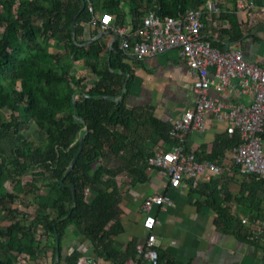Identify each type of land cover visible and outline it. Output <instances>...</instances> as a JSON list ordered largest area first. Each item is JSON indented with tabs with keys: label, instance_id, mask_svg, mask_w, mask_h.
<instances>
[{
	"label": "trees",
	"instance_id": "16d2710c",
	"mask_svg": "<svg viewBox=\"0 0 264 264\" xmlns=\"http://www.w3.org/2000/svg\"><path fill=\"white\" fill-rule=\"evenodd\" d=\"M238 1L0 0V264H55L57 237L58 264H80L83 253L78 247L70 252L65 249L64 238L71 231L79 237V245L89 240L95 254L111 256L114 236L122 230L119 170L129 167L132 175L137 172L141 181L146 179L139 171V161L133 160H142L144 154V149L134 147L135 138L154 137L169 143L166 151L177 144L170 134L171 125L156 119L153 110L128 107L133 76L127 57L119 50L120 37L111 47L103 37L87 40L86 26L95 28V37L102 32L99 21L92 25L89 7L99 16L111 14L116 27L131 26L135 31L148 11L165 18L202 8L204 19L208 18V3H213L219 13L209 22L228 21L230 28L223 35L237 43L244 39L236 16ZM252 1L258 7L264 3ZM222 42L219 34L212 46L224 51ZM80 68L89 74L78 77L75 72ZM126 74L130 78L125 96L118 101ZM93 78L94 84L87 86ZM2 111L10 113L8 121ZM32 123L45 136L39 144L24 135V128ZM83 136V150L65 177ZM240 143L239 134L226 132L217 138L212 156L201 162L214 161ZM127 157L131 158L128 163ZM100 161L105 165L96 168ZM231 167L240 174L233 163ZM29 173L41 179L39 187L23 182ZM242 176L245 181L235 198L240 208L257 211L256 215L251 213L253 219L264 208V178ZM7 183H12V191ZM71 185L75 187V205ZM87 189L94 193L92 198H87ZM29 195L32 215L15 208ZM216 195L220 192L215 189L211 198L217 202L213 209L218 215V230L250 241V228L234 218L228 207L222 206L225 200L217 201ZM136 247V241L129 243L121 254V264L137 258Z\"/></svg>",
	"mask_w": 264,
	"mask_h": 264
},
{
	"label": "crops",
	"instance_id": "0c3cea01",
	"mask_svg": "<svg viewBox=\"0 0 264 264\" xmlns=\"http://www.w3.org/2000/svg\"><path fill=\"white\" fill-rule=\"evenodd\" d=\"M227 9L233 11L229 5ZM236 16L242 24L240 29L244 34L241 42H230L229 35H223V32L230 28L228 21H215L211 24L209 15L208 18L202 19L203 38L217 39L219 34H222L221 45L224 51L241 50L248 62L264 67V19L254 12H236ZM127 27L132 30L131 26ZM94 30L93 27H85L87 40L94 41L103 37L108 46H112L116 34L106 31L100 32L99 36L95 37ZM126 60L133 76L127 96L128 107L151 109L156 119L170 125L181 118L185 110L194 106L196 96L193 91V77L187 65L180 59L178 50H170L140 60L131 58ZM210 73H213V70ZM75 74L78 77H86L89 73L80 68ZM89 81V84H94V78ZM210 95L225 101L233 99L230 94H217L214 89L210 91ZM226 129V124L210 119L203 130H193L188 134L185 148L194 152L200 161L208 160L212 156L217 138L224 135ZM168 146L169 143L155 141L154 137L145 140L135 138L134 147L144 149V154L142 160H133L139 161L141 165L139 171L146 175V179L141 181L137 172L136 175H132L129 167H124L120 172L121 175L127 173L130 182L121 187L122 230L114 236L112 255L104 258L95 254L89 240L79 245V237H76L73 231L64 238L67 252L78 247L83 253L80 264H121V254L126 252L129 243L136 241L139 245L145 242L142 203L150 194L159 193L167 195L173 202L170 208H155L153 211L158 221L155 234L160 243L158 250L162 254L163 264L170 261L176 264H264L262 246L252 241H241L234 235L223 234L216 225L218 215L213 208L217 206V202L211 198V193L215 189L220 192L218 197L216 195V200L219 201V198L220 201L225 200L222 206L228 207L229 213L239 222L242 223L243 219H248L250 222L264 219V208H260V216L252 219L251 213L256 215L257 211L240 208L237 204L235 197L240 193L245 179L231 167V151L216 158L224 166L223 173L218 179L203 184L197 190H190L183 186L171 187L159 170L148 168L147 158L161 150L166 151ZM129 159L131 161V158L127 157L125 162L128 163ZM135 259L130 258L124 264H130Z\"/></svg>",
	"mask_w": 264,
	"mask_h": 264
},
{
	"label": "built area",
	"instance_id": "2783aa9c",
	"mask_svg": "<svg viewBox=\"0 0 264 264\" xmlns=\"http://www.w3.org/2000/svg\"><path fill=\"white\" fill-rule=\"evenodd\" d=\"M206 8L209 16L219 13L213 3H208ZM89 11L93 26L99 21L102 32L111 31L120 37L119 50L127 58L140 60L176 49L193 77L195 104L170 124L171 137L177 144L171 150H161L147 158L149 169L159 170L173 188L197 190L218 179L224 169L221 162H201L194 152L185 148L188 134L203 130L207 121L214 119L226 124L228 134L240 136L241 143L231 151L232 163L240 174L264 178V67L248 62L241 50L221 51L212 46V38H203L204 9L165 18L148 11L135 31L116 27L111 14L99 16L91 6ZM236 12H254L264 19V3L258 7L252 0H239ZM212 89L217 94L228 93L233 99L212 97ZM89 195L87 189L86 196ZM172 206L171 198L164 194L152 193L144 199L141 208L146 239L137 245V259L130 264H160V243L155 234L158 221L153 211ZM242 223L250 228L249 240L264 248V219L253 222L243 219Z\"/></svg>",
	"mask_w": 264,
	"mask_h": 264
},
{
	"label": "rangeland",
	"instance_id": "374dc122",
	"mask_svg": "<svg viewBox=\"0 0 264 264\" xmlns=\"http://www.w3.org/2000/svg\"><path fill=\"white\" fill-rule=\"evenodd\" d=\"M97 14V13H96ZM89 80L86 82L87 86H90L91 84H89ZM2 114L4 116V118L8 121L9 120V115L10 113L8 111H2ZM24 135L26 136L27 139H29L31 142H34L35 144H39L41 142L44 141L45 136L42 135L38 128L36 127V125H34L33 123L26 126L23 130ZM105 165V161H100L99 163H97L95 165L96 168H99L100 166H104ZM115 166L117 164H114ZM117 167H119L117 165ZM123 170V168L121 170H119V173ZM119 183L122 185V187L126 186L129 182H130V177L128 176L127 173H123L122 175L120 174V177L118 178ZM23 182L25 184H33L34 186H40L41 185V179L38 177L33 176L31 173L27 174L26 177L23 178ZM7 188L9 191H12V183H7ZM47 190L43 189L41 192L43 194L46 193ZM91 193V191H90ZM92 194V195H91ZM87 198H92L94 196V193H91ZM32 195H29L28 197H22V201L18 202V204L15 206V208H20V210L22 212H24L27 215H32L34 212V208L28 207V204L30 202V198Z\"/></svg>",
	"mask_w": 264,
	"mask_h": 264
},
{
	"label": "water",
	"instance_id": "95a60500",
	"mask_svg": "<svg viewBox=\"0 0 264 264\" xmlns=\"http://www.w3.org/2000/svg\"><path fill=\"white\" fill-rule=\"evenodd\" d=\"M75 22H76V20L74 21V24H75ZM73 24V25H74ZM73 28V27H72ZM129 74H126V77H127V81H126V83L124 84V92H123V95H122V97L120 98V99H118V101L119 100H122L123 98H124V96H125V89L127 88V85H128V79H129ZM76 110V103H74V111ZM75 118H77L76 116H75ZM84 140H85V136H83L82 138H81V141H80V147H79V150H78V152H77V154L75 155V157H74V159H73V161H72V163H71V165H70V167L68 168V170H67V172H66V174H65V177L67 176V175H69V173L72 171V169L74 168V166H75V163H76V161H77V159H78V157L80 156V154H81V152H82V150H83V144H84ZM71 187V189L73 190V200H74V205L76 204V195H75V187L73 186V185H71L70 186ZM73 210V209H72ZM59 247H60V238L59 237H57V257H56V261H55V264H58V262H59V258H60V255H61V253H60V249H59Z\"/></svg>",
	"mask_w": 264,
	"mask_h": 264
}]
</instances>
